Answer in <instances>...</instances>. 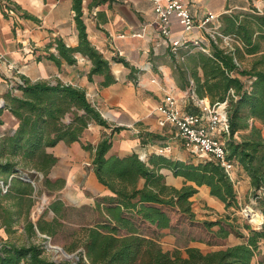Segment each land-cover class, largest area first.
I'll use <instances>...</instances> for the list:
<instances>
[{"label":"trees","instance_id":"trees-1","mask_svg":"<svg viewBox=\"0 0 264 264\" xmlns=\"http://www.w3.org/2000/svg\"><path fill=\"white\" fill-rule=\"evenodd\" d=\"M105 1L92 0L90 8ZM83 4L84 0H73L78 46L69 47L62 38H55L47 45L46 58L58 66L63 62L74 65L80 54L93 63L90 78L104 76L102 86L107 87L116 82L112 61L130 65L122 58L108 60L91 43ZM224 23L223 34L240 39L242 47L236 46L231 51L212 43L211 54L197 51L190 56L188 66L181 67L191 72L198 99L207 97L212 106L226 104L230 122V135L223 140L227 160L250 178L252 197L262 216L259 215L260 229L247 227L249 234L245 237L225 221H205L203 225L210 231L219 227L216 233L219 238L235 233L247 241L207 254L189 247L187 257L180 250L164 251L156 239L142 234L141 226L170 229L174 226L173 212L195 221L191 199L199 187L207 186L211 196L227 208L238 207V193L225 168L214 159L198 156L191 162L174 160L161 153H153L146 160L137 153L109 156L115 134L126 127L113 126L107 121L85 89L61 80L32 82L22 75L4 96L0 108V112L9 110L19 121L14 131L0 139V181L6 186V191L0 186V228L5 227L12 234L22 219L29 220L35 205V187L30 177L42 174L43 185L51 194L65 187V179L50 178L58 158L48 149L60 142L68 145L80 142L93 125L110 130L103 133L96 145H83L92 155V167L99 183L109 194L97 199L104 220L80 229L75 243L66 249L75 252L82 248L76 261H56L47 256L43 245L18 244L8 239L0 240V264H252L255 252L264 242V136L256 125V122L264 124V54L251 68L239 64L246 53H258L263 46L264 15L225 14ZM53 47L56 52L51 51ZM171 52L177 53L172 49ZM164 169L171 170L175 177H183L184 185L178 188L168 184ZM48 210L55 214L53 221L40 218L36 227L51 237L58 232L57 226H62L66 207L64 202L56 200ZM36 227L29 221L27 230L36 234ZM260 264H264V254Z\"/></svg>","mask_w":264,"mask_h":264},{"label":"crops","instance_id":"crops-1","mask_svg":"<svg viewBox=\"0 0 264 264\" xmlns=\"http://www.w3.org/2000/svg\"><path fill=\"white\" fill-rule=\"evenodd\" d=\"M183 1L189 6L198 25L187 33L178 19L173 17L172 36L184 37L189 41L199 40L205 51L192 46L189 49L179 48L176 54L171 52L161 34L153 4L146 0H106L94 8H90L92 0H84V20L91 43L108 60L122 58L130 65L126 67L121 62L112 61L116 82L105 87L102 86L104 76L93 75L90 78L93 63L80 54L74 65L63 62L62 66H58L46 58L47 45L55 38H62L69 47L75 48L79 44L73 0H0V101L5 102L4 96L22 75L32 82L61 80L85 89L90 101L107 121L113 126L127 128L115 134L109 156L124 157L137 153L146 160L149 155L158 153L159 148L167 147L166 156L185 162L195 161L175 127L162 128L158 125L156 108L167 95L172 94L185 113L199 114L201 110L190 94L194 79L191 72H185L181 66H188L190 56L197 51L211 54L212 43L231 51L236 46L242 47L240 39L223 34L224 15H264V0ZM210 13L215 15V19L208 28L217 33L215 38L209 29L199 26ZM30 47H35V50ZM51 51L56 52V49L53 47ZM263 54L264 44L258 53H246L239 65L251 68ZM38 56L42 59L38 60ZM200 76L203 77L201 69ZM203 99L210 103L209 98ZM18 124L19 121L9 110L0 112V139L7 132L14 131ZM256 125L262 129L264 136V124L256 122ZM104 132L109 133L110 130L93 125L80 142L70 145L60 142L49 148L48 152L53 153L58 162L68 160L77 169L76 173H84L80 166L92 161V155L83 145H96ZM235 172L245 183L248 182L252 190L250 178L243 170L236 167ZM163 173L168 184L178 188L184 185L185 179L175 177L171 170L164 169ZM64 178L70 186L74 184L72 180H75V174L73 172ZM85 178L87 190L91 192L92 185L101 195L109 194L106 187L99 183L93 169L81 179ZM196 195L208 206L223 205L211 196L207 186L199 187ZM16 225L13 230H16ZM1 230L0 240L16 242L5 227ZM196 247L201 248L199 245Z\"/></svg>","mask_w":264,"mask_h":264},{"label":"rangeland","instance_id":"rangeland-1","mask_svg":"<svg viewBox=\"0 0 264 264\" xmlns=\"http://www.w3.org/2000/svg\"><path fill=\"white\" fill-rule=\"evenodd\" d=\"M86 163L87 164L80 166L84 173H76L77 169L75 170V167L73 168L68 160L59 161L51 172L50 178L53 181L58 178L65 179L64 177H67V175H71V173L74 172L75 178L73 179L75 180H72L74 184H70L69 186L65 179V187L53 194L45 189L42 182V174L37 173L34 177H30L35 187V205L31 210L29 220L22 219L18 225H16V230H14L11 235L14 241L18 244L35 243L43 245L46 249L47 256L56 261L67 259L63 255L61 249L73 256L68 260H77V256L79 252L82 251V248L79 247L75 252H68L66 250L75 243L78 236L77 232L83 227L96 226L104 220L102 210L97 207V199L104 197L105 194L101 195L97 189L92 188V185H90V189L92 190L90 192L86 188V178L81 179L93 169L92 161H87ZM237 179L240 182L235 184V189L238 193V207L227 208L224 204H215V206L213 205L211 207L208 206L207 202L196 195L198 197H192L193 209L196 213L195 221H189L173 212L174 226L172 228L156 230L154 227L144 224L140 228L142 234L146 237L156 239L161 244L164 251L174 252L180 250L184 257H187V248L196 247V245H199L201 247L199 249L204 254H207L245 243L247 238H241L235 233H232L229 237L224 239L219 238L216 236V233L219 230L218 226L210 231L203 225L205 221H225L227 224H232L236 230L238 229L243 232L245 237L249 234L247 227L260 229L262 220L259 215L261 216V214L256 208L257 203L252 197V190L249 189L248 182L245 183L246 181H244L243 178L238 176ZM77 181L79 182L77 183ZM56 200L64 202L66 207V217L61 220L62 226H57L58 232L56 235L50 237L42 234L36 226L40 218H44V220L48 222L53 221L55 214L51 210H48V207ZM29 221L35 224L37 231L36 234H31L27 230ZM1 229L2 228H0V230ZM263 254L264 242L263 245L260 246V249L255 252L252 264H260Z\"/></svg>","mask_w":264,"mask_h":264},{"label":"built area","instance_id":"built-area-1","mask_svg":"<svg viewBox=\"0 0 264 264\" xmlns=\"http://www.w3.org/2000/svg\"><path fill=\"white\" fill-rule=\"evenodd\" d=\"M146 1L153 4L161 34L165 37L167 46L173 51H178L179 48L189 49L192 46L205 51L199 40L189 41L184 37L173 38L172 36L171 22L173 17L178 19L187 33L198 25L187 3L183 0ZM213 19H215V15L210 13L201 20L199 26L209 29L212 37L215 38L217 33L215 34L211 28H208ZM30 49L35 50V47H30ZM190 94L193 95L201 110L199 114L185 113L177 98L169 94L156 108L158 125L162 128L175 127L185 147L193 155L214 159L225 168L234 184L240 183L235 172L236 166L227 160V150L223 141L226 136L230 135L226 104L212 106L205 99H198L193 90L190 91ZM3 105V102L0 101V108ZM167 150V147L159 148L158 153L166 154ZM0 186L6 191V186L2 181H0Z\"/></svg>","mask_w":264,"mask_h":264},{"label":"water","instance_id":"water-1","mask_svg":"<svg viewBox=\"0 0 264 264\" xmlns=\"http://www.w3.org/2000/svg\"><path fill=\"white\" fill-rule=\"evenodd\" d=\"M4 104V103H3ZM3 108V106L1 107ZM63 255L67 258V259H71L73 256L72 255H69L65 250L61 249Z\"/></svg>","mask_w":264,"mask_h":264}]
</instances>
